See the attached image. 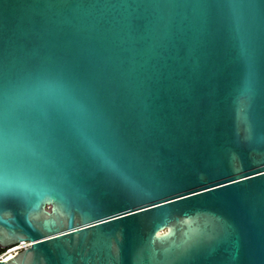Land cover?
Here are the masks:
<instances>
[{
    "label": "water",
    "instance_id": "95a60500",
    "mask_svg": "<svg viewBox=\"0 0 264 264\" xmlns=\"http://www.w3.org/2000/svg\"><path fill=\"white\" fill-rule=\"evenodd\" d=\"M0 264H264V0H0Z\"/></svg>",
    "mask_w": 264,
    "mask_h": 264
},
{
    "label": "built area",
    "instance_id": "2783aa9c",
    "mask_svg": "<svg viewBox=\"0 0 264 264\" xmlns=\"http://www.w3.org/2000/svg\"><path fill=\"white\" fill-rule=\"evenodd\" d=\"M31 245L30 241H20L18 243H15L9 247L2 248L0 250V260L6 259L9 256L13 255L16 252H19Z\"/></svg>",
    "mask_w": 264,
    "mask_h": 264
},
{
    "label": "bare ground",
    "instance_id": "6f19581e",
    "mask_svg": "<svg viewBox=\"0 0 264 264\" xmlns=\"http://www.w3.org/2000/svg\"><path fill=\"white\" fill-rule=\"evenodd\" d=\"M22 241H27V240H22Z\"/></svg>",
    "mask_w": 264,
    "mask_h": 264
},
{
    "label": "trees",
    "instance_id": "16d2710c",
    "mask_svg": "<svg viewBox=\"0 0 264 264\" xmlns=\"http://www.w3.org/2000/svg\"><path fill=\"white\" fill-rule=\"evenodd\" d=\"M2 248H0V250H1Z\"/></svg>",
    "mask_w": 264,
    "mask_h": 264
},
{
    "label": "flooded vegetation",
    "instance_id": "af4514ba",
    "mask_svg": "<svg viewBox=\"0 0 264 264\" xmlns=\"http://www.w3.org/2000/svg\"><path fill=\"white\" fill-rule=\"evenodd\" d=\"M1 248V247H0Z\"/></svg>",
    "mask_w": 264,
    "mask_h": 264
}]
</instances>
